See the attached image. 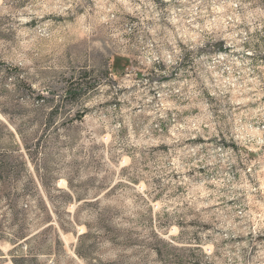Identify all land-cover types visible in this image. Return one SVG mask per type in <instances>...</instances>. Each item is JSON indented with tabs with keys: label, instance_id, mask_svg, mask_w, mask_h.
Listing matches in <instances>:
<instances>
[{
	"label": "rangeland",
	"instance_id": "1",
	"mask_svg": "<svg viewBox=\"0 0 264 264\" xmlns=\"http://www.w3.org/2000/svg\"><path fill=\"white\" fill-rule=\"evenodd\" d=\"M0 264H264V0H0Z\"/></svg>",
	"mask_w": 264,
	"mask_h": 264
},
{
	"label": "trees",
	"instance_id": "2",
	"mask_svg": "<svg viewBox=\"0 0 264 264\" xmlns=\"http://www.w3.org/2000/svg\"><path fill=\"white\" fill-rule=\"evenodd\" d=\"M70 91H71V89L68 90V93H71Z\"/></svg>",
	"mask_w": 264,
	"mask_h": 264
}]
</instances>
